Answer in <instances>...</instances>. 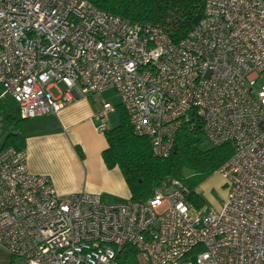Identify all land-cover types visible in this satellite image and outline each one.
Listing matches in <instances>:
<instances>
[{"label":"built area","instance_id":"obj_1","mask_svg":"<svg viewBox=\"0 0 264 264\" xmlns=\"http://www.w3.org/2000/svg\"><path fill=\"white\" fill-rule=\"evenodd\" d=\"M264 0H204L178 42L88 0H0V90L19 118L56 114L74 97L115 89L135 135L168 157L197 118L231 155L214 172L218 207L196 208L177 178L144 201L59 194L24 150L0 148V246L24 264H264ZM64 87L61 90L59 85ZM55 89L58 95H53ZM116 106L94 115L104 133Z\"/></svg>","mask_w":264,"mask_h":264},{"label":"trees","instance_id":"obj_2","mask_svg":"<svg viewBox=\"0 0 264 264\" xmlns=\"http://www.w3.org/2000/svg\"><path fill=\"white\" fill-rule=\"evenodd\" d=\"M107 13L132 23L161 28L178 42L199 22L204 0H88ZM118 123L104 131L107 147L101 153L108 169L118 167L130 192V199L144 201L163 182L177 178L189 189L188 200L200 209L204 202L197 187L212 175L231 155L230 144L211 145L202 132V123L193 118L176 133L174 149L166 158L152 154L148 138L135 135L128 117L119 104ZM16 103L0 90V147L25 148ZM119 264H135L133 248L119 252Z\"/></svg>","mask_w":264,"mask_h":264},{"label":"crops","instance_id":"obj_3","mask_svg":"<svg viewBox=\"0 0 264 264\" xmlns=\"http://www.w3.org/2000/svg\"><path fill=\"white\" fill-rule=\"evenodd\" d=\"M100 110L90 97L75 96L56 114L23 120L24 151L29 170L48 176L59 194L87 192L114 203L128 199L130 192L119 168L108 169L102 159L107 141L94 121ZM0 264L24 262L0 246ZM173 264L191 263L184 258Z\"/></svg>","mask_w":264,"mask_h":264},{"label":"rangeland","instance_id":"obj_4","mask_svg":"<svg viewBox=\"0 0 264 264\" xmlns=\"http://www.w3.org/2000/svg\"><path fill=\"white\" fill-rule=\"evenodd\" d=\"M262 83H264V76H262L257 80L256 85L260 86ZM59 86L62 87L61 84ZM51 91L53 95L58 94L55 89H51ZM88 97H90L92 101H94V103L98 106H101L102 102L104 101H108L112 103L114 106L120 103V98L115 89H110L102 93L92 94L91 96ZM118 115L119 113L116 110L114 113H111L108 116L107 124L110 127L117 125L119 119ZM34 121L36 122V120ZM203 182L204 183L199 188L201 198L203 199L204 202L203 207H211V206L218 207L222 202L226 191V186L222 185L223 181L221 176H219L216 173H213ZM217 204L219 205L217 206ZM185 259L189 261L191 264H195L194 254L188 255L187 257H185Z\"/></svg>","mask_w":264,"mask_h":264}]
</instances>
